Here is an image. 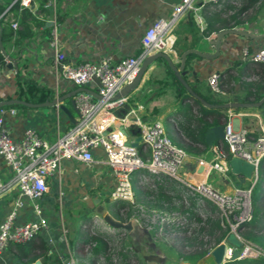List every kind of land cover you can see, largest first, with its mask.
<instances>
[{"label":"crops","instance_id":"obj_1","mask_svg":"<svg viewBox=\"0 0 264 264\" xmlns=\"http://www.w3.org/2000/svg\"><path fill=\"white\" fill-rule=\"evenodd\" d=\"M13 1L0 0V6L7 5L3 12L4 21L10 22L13 17V13L8 11ZM178 1L47 0V11H44L40 10L38 2L34 0L33 7L29 8L34 16V20L29 22L30 35L17 36L14 33L5 42L1 39L5 53L13 58L17 67L8 68L3 64L4 66L0 68V102L16 98V71L21 66H24L22 69L24 75L33 78L39 85L52 89L54 98L78 88L63 78L55 77L51 46L53 20L58 24L59 47L65 54L66 63L71 65L86 61L99 63L104 59L115 63L126 56L138 55L142 51L140 42L142 33L156 20L167 17ZM209 8L215 11L222 9L221 15L225 19H230L228 17L238 11V15L227 20V26L221 29L234 28L244 30L247 34H225L221 40L219 54L213 58L189 51L185 56L184 67L180 70L183 73L181 78L164 58L158 57L149 65L138 86L128 92L124 106L115 111L118 117H122L132 110L129 114L131 119L128 121L131 124L132 119L136 117L145 122L158 121L166 135L177 140L179 146L185 149L187 157L182 171L192 173L191 176L197 175L193 174L197 160L211 159L212 151L209 148L199 154L187 152L185 147L191 144L183 133L186 125H192L190 127L192 129L198 128L201 124L200 117L205 122H210L220 116L226 120L230 118L237 127L246 129L251 139L264 131V102L253 107L225 108L221 105L254 103L261 100L247 96L243 86L247 82L260 80L256 71L264 63L254 64L246 60L242 50L248 48L255 51L264 47V0H220ZM203 11L200 14L201 22L198 23L192 15L187 16L174 32L175 42L172 50L165 53L177 68L181 66L182 55L187 50L208 54L215 52L214 45L209 41L216 32H211L214 35H210L211 33L208 36L203 35L207 21ZM215 25L218 26V23ZM189 53H194L195 56L187 64L186 57ZM213 73H218L219 86L223 91L218 95H215L208 85V78ZM96 86L95 82H90L80 87L94 93ZM255 92L264 97L262 88ZM59 106V131H63L76 121L77 112L73 97L63 98L59 101ZM9 109H14L15 114H11ZM56 118L55 106L7 108L3 114L4 125L15 141L22 137L27 128H32L43 138L53 141L57 134ZM128 130L129 139L133 140L139 136V127L136 123ZM178 143L174 141V144ZM101 152L102 150H99L100 154ZM102 169L100 164L88 167L72 160H63L60 174L58 176L54 174L49 179L52 190L48 195L35 201L22 198V205L17 209L14 222L20 224L35 219L37 216L33 205L37 203L48 226L25 243L8 244L0 253V264H75L78 256H83L85 250L80 251L76 246L72 249L77 221L68 217L69 211L73 209L75 194L83 196L84 203L89 205V196L93 192L96 193L97 186L106 184L110 189L111 177L105 175V172L102 173ZM13 176L12 170L0 157V182L7 185L5 192L0 195V221L11 212L17 199ZM164 176L168 177L171 183H177L181 191L184 190L182 182L168 175L146 171L139 177L141 182L147 181L145 177L161 182ZM187 190L190 192L188 188ZM221 190L230 191L231 188ZM114 201L116 200L109 198L108 205ZM98 209L99 206L93 210L95 218L99 216ZM101 216L106 219L104 214L101 213ZM92 219L89 220V224L91 222V226L94 227L97 221L93 224ZM127 228L128 232H120V236L134 232L136 235L139 232L145 234L147 231L139 223Z\"/></svg>","mask_w":264,"mask_h":264},{"label":"built area","instance_id":"obj_2","mask_svg":"<svg viewBox=\"0 0 264 264\" xmlns=\"http://www.w3.org/2000/svg\"><path fill=\"white\" fill-rule=\"evenodd\" d=\"M16 1L28 9L34 4V0ZM219 1L179 0L167 17L156 20L142 33L140 38L142 51L138 55L126 56L115 63L108 59L99 63L90 61L75 65L66 63L65 54L59 47L58 24L53 20L51 46L55 77L63 78L76 87L90 82H95L97 86L94 93L83 90L73 96L77 119L67 130L59 131L60 106L59 102H56L54 106L57 112V134L53 141L43 138L32 128H27L19 140H13L4 125L3 114L6 109L0 107V157L14 174L17 192L13 209L0 221V253L8 244L25 243L47 229V220L37 203L33 205L37 217L20 224L14 222L17 209L22 205V198L35 201L48 195L52 190L50 177L60 174L63 160H72L88 167L100 164L102 168H109L111 171L109 194L112 200L134 202L131 174L135 170L143 169L152 174L168 175L182 182L192 194L197 193L206 198L220 211L228 233L220 242L224 244V251L219 264L264 257V250L244 238L239 230L253 219L251 196L258 180V168L264 157V131L251 139L246 129L237 127L228 118L223 125L222 142L210 147L212 158L197 160L193 172L197 175L191 176L192 173L182 171L187 157L186 152L170 140L158 121L145 122L138 117L132 119V124L136 123L139 127L141 141L138 146H126L128 141H134L127 137L128 129L132 125L128 122L132 110L122 117L115 113L126 103L127 94H123L122 89L136 77L142 60L151 53L171 51L178 24L190 15L198 23L201 22L200 14L204 6L208 3L217 4ZM11 26L17 28V21H12ZM242 54L246 60L254 64L264 63V47L255 51L243 48ZM4 61L5 64L9 62L6 58ZM208 85L215 95L223 93L219 86L218 73L210 75ZM9 112L15 114L14 109H9ZM99 150H102L101 154ZM232 156L253 165L251 177L240 186L237 185V181L240 182L239 177L232 173L229 165ZM215 173L223 181L230 180V191H223L211 183L210 176ZM6 189L7 185L0 182V195ZM230 235L240 242L239 246L228 242ZM234 251H238L235 258Z\"/></svg>","mask_w":264,"mask_h":264},{"label":"trees","instance_id":"obj_3","mask_svg":"<svg viewBox=\"0 0 264 264\" xmlns=\"http://www.w3.org/2000/svg\"><path fill=\"white\" fill-rule=\"evenodd\" d=\"M35 1L38 2L40 10L47 11V0ZM213 6L214 4L208 3L203 8L204 17L207 20L206 28L203 30L204 36H208L212 31L218 32L219 30H222V27L227 26V20H231L238 15V11H236L228 17L230 19H225L221 15L222 9H219L220 11H215L212 8H209ZM6 7L7 5L0 6V14L5 11ZM8 11H11L13 13V17H11L10 22L4 21L3 15L5 13L0 16V36L2 41L5 42L7 39L11 38L14 33L17 36L30 35L31 32L29 30V22L31 20H34V16L30 13L29 9L27 7L20 6L19 2L14 0ZM12 21H17L18 23L16 30H13V28H11ZM217 23L218 26L215 25ZM194 56V53H189L186 57V63L188 64ZM4 59V55L0 52V68L4 64ZM23 67L24 66H21L16 71L17 90L15 99L32 104H40L46 101L53 100V90L46 86L39 85L38 82L33 78L24 75L22 72ZM263 69L264 65L256 71L259 74L260 79L258 80V82H247L243 86V88L247 91V96L250 95L255 100H260L263 98V95H258L259 93L255 92L256 90L259 91L260 88L264 90ZM221 105L224 106L225 103ZM1 108H26V106L18 102L11 103L9 102V100H6L3 102ZM206 112L208 113V111ZM200 122L201 124L198 128L196 127L192 129L190 128L192 127V125L190 124L186 125L183 128V133L186 135L184 136L188 139L189 144H191L190 146L187 145L185 147L187 152L189 153L199 154L203 150L209 149L210 147L207 146L203 141L205 131L213 126L224 125L226 122V118L218 116L216 119H213L210 122H205L204 119L200 117ZM195 133L196 135L194 136L193 134ZM169 138L173 143L174 141L178 143V141L174 140V138ZM176 145L179 146L180 143ZM183 150L185 151V149ZM261 163L262 166H264V157L261 159ZM145 172V170L139 169L135 170L131 174V183L134 190L135 202H137L141 207H144L147 211V214L145 216L137 219L138 223L147 228L150 235L154 239L157 238V234L159 233L160 229H163L164 234H169L172 232L177 233V236H175L177 238L176 243H179L178 245L181 249L183 248L182 252L187 248L193 249L189 252H183L186 254H181V252H178V258L188 260L189 262L194 264L197 260H201L205 256H209L210 251L215 248L227 236L228 233L227 227L224 226L222 217L220 216V214L216 215V213H214V208H212V211L208 213L209 215H207L206 218H202L199 215L198 205L200 199H203L208 203H211L212 205L214 204L206 198L198 195L197 193H194L191 196L188 193L186 187H184V190H180V193L175 192L173 187L170 185V179L165 176L161 178V182L153 181V183L150 184H148L147 181L141 182L139 176H141V174ZM259 180L260 179L258 178L252 190L253 193L255 189H259V195H257L254 199L255 205L253 206V219L241 227L244 228L241 229V235L249 241L256 243L264 250V172L261 176L260 182ZM237 185L240 186V182L237 181ZM184 195L187 196L188 200H190L188 204L185 203ZM109 206L110 210L116 211L119 222L121 221L123 223H126L131 219V214L128 212L124 215V218L121 216L123 214V209L132 207L133 211L138 210V207L134 204L122 200H116ZM174 211L179 215L181 214L182 216L187 215L188 222L184 226H178L179 222L175 221L174 217V219H168L167 223L162 225V217H165L166 215H169V213ZM154 213L156 214L157 219L156 223L152 224L149 221V217ZM85 219L86 221H88L89 216H86V218H84V221ZM179 232L182 235L181 237H178L180 235ZM188 233H191V235H188ZM118 235L120 236V233H118ZM81 238L83 240V245H88V251L90 254L89 259H92L93 261L85 264H99L101 260L105 261V264H116V262H114V259L119 261L118 264H129L126 261L127 258L132 255L129 250L123 248L119 252L116 251L115 253H109L111 247H114L115 242V240L111 237L108 238V236L106 237L101 235H90L87 237V239L83 237ZM122 247L123 246H121V248ZM108 253L112 258L110 256L108 257ZM130 264H132V262ZM224 264H264V257L233 260L225 262Z\"/></svg>","mask_w":264,"mask_h":264},{"label":"rangeland","instance_id":"obj_4","mask_svg":"<svg viewBox=\"0 0 264 264\" xmlns=\"http://www.w3.org/2000/svg\"><path fill=\"white\" fill-rule=\"evenodd\" d=\"M101 171L102 173L105 172V175L110 176L111 171L109 168L105 167ZM263 172H264V166H262V163H260L259 168H258V178L260 180H261V176L263 175ZM150 178L151 177H145V180H147L148 184L153 183L154 179H150ZM210 181L213 185L218 186L221 189H227L228 187L231 188L230 180L223 181L218 175L212 174L210 176ZM176 184L177 183H174V182L170 183L174 191L177 193H180L179 191L181 189H179ZM184 187L186 186L184 185ZM96 188H97L95 190L96 193L93 192L89 196L90 197L89 205L84 203L83 196L79 194H75L76 199L74 200V203H73L74 204L73 209L69 211L70 215H68V217L74 221H77V225H75L74 227V230H75L74 235L76 236H74L75 238H74V241L72 242V249H74L75 246L78 244V246H76L78 247V250L80 251L85 250L83 256L81 257L78 256L77 261H75V264H80V263L85 264L88 262H93L92 259H89L90 254L88 251V245H83V240L81 238L83 237L87 239V237L90 235H101V236H106V237L108 236V238L111 237L112 239H114L115 240L114 247H111L109 251L110 254L115 253L116 251L119 252L123 248H125L126 250H129L132 253V255H130V257L127 258L126 260L129 264L131 262L132 264H193L189 262L188 260H183L181 258H178V252H181V254H186L183 252H189L193 249L187 248L182 252L183 248L181 249L180 246L178 245L179 243H176L177 238L175 236H177L176 235L177 233L175 232L164 234L163 229L162 230L160 229L159 233L157 234V238L154 239L150 235L149 230L145 228L147 230L146 232H144L145 234H141L139 232L136 235V232H134V233H130V235L128 233H125L124 236H119L118 233L120 232H123V231L128 232L127 231L128 224H130L129 226H132L135 223L137 224L138 223L137 219H140V217L145 216L147 214V211L145 210L144 207H141L140 205H138L137 202H135V197H134V202H129V203H132L135 206H137L138 210L133 211L132 207L131 208L129 207L128 209L127 208L123 209L122 211L123 214L121 216L124 218V215L128 212L131 214L132 220L130 219V221L126 223H123L121 221L119 222L116 211L109 209L110 206L108 205V200L110 198V194H109L110 189L108 185L106 184L105 186L100 185V186H97ZM188 193L191 196L193 195L191 192H188ZM257 195H259V189H255L254 192L252 193L251 201H252L253 206L255 205L254 199ZM184 200L186 204L190 202V200H188L187 196L185 195H184ZM97 205L99 206V209L97 211L99 212V216L95 218L93 216L94 214L93 210L98 207ZM89 206H91L90 207L91 210L89 209ZM212 206L214 205H212L211 203H208L207 201L203 199H200L199 205H198L199 215L202 218H206L207 215H209L208 213L212 211V208H214L213 209L214 213H216V215H219L220 211L218 210V207L217 206L212 207ZM101 213L105 215L106 219H103V217L101 216ZM86 216H90L89 218L90 221H91V218H93L92 219L93 224L97 221L94 227L91 226V222L89 224V220L86 221L85 219L84 221V218H86ZM156 219H157V216L155 213L149 217V221L152 224L156 223ZM168 219H174L175 221L179 222L178 226H184L188 222L187 215L182 216L181 214L180 215L177 214L175 211L169 213V215H166L165 217H162L161 224L164 225L165 223H167ZM80 220L82 221L81 223H80ZM118 223H122L123 225L118 226L117 225ZM241 229H244V228H241ZM188 235H191V233H188ZM181 236L182 235L180 233L178 237H181ZM121 246L123 247L121 248ZM110 254L108 255V257L110 256ZM114 262L118 264L119 261L114 259ZM196 263L197 264H213L214 260L212 256H208V257L205 256L201 260L200 259L197 260ZM99 264H105V261L101 260Z\"/></svg>","mask_w":264,"mask_h":264},{"label":"water","instance_id":"obj_5","mask_svg":"<svg viewBox=\"0 0 264 264\" xmlns=\"http://www.w3.org/2000/svg\"><path fill=\"white\" fill-rule=\"evenodd\" d=\"M227 33L247 34L244 30H237V29H234V28L219 30L218 32H216L215 36L209 41L215 47L214 54L199 53L196 50H187L182 55V63H181V66L179 68H177V67H175L173 65V63L171 62L169 56L165 52H156V53H153L151 55L146 56L144 58V60L142 61V63H141L140 69H139L136 77L122 89V93L123 94H128L129 91H131L132 89L136 88L138 86L139 82L141 81V78H142L143 74L145 73V71L149 67V65L153 61H155L158 57L164 58L168 62V64L172 67V69L175 71L177 76L179 78H181V74H183V73H181L180 70H182L183 67H184L185 56H186V54L189 51L196 52L197 54L203 55V56H205L207 58H213V57H215V56H217L219 54L221 40H222L223 36L225 34H227ZM253 37H261V36H253ZM0 52L9 60V62L7 64H5V61H4V65H7L8 68H12V67L16 68L17 67L16 62L13 60V58H11L10 56H8L5 53V50L3 49V46L1 44V37H0ZM83 90H85L83 87H78V88H75L71 92H69V93H67V94H65V95H63V96H61L59 98H54L51 101H46V102L40 103V104L27 103V102H24V101H21V100H17V99L10 100L9 102H11V103L12 102H18V103L24 104V105L29 106V107L54 106L56 104V102L61 101L63 98L73 97L77 92L83 91ZM263 102H264V97L259 102H254V103H232V104H225L224 107L225 108H232V107H237V106H239V107H253V106L260 105ZM2 104H3V102H0V107L2 106ZM223 129H224L223 125L213 126V127H210L209 129H207V131H206V133L204 135L205 143L208 146H211L214 142L221 143L222 140H223V137H224ZM140 141H141V137L137 136L136 138H134L133 142H129L128 141L126 143V146H138ZM140 144H142V143H140ZM229 165L231 167L232 173L239 177L241 183H244L246 179H249L251 177V171L253 169V165L248 163V162H246L245 160L240 159V158L235 157V156H232L229 159ZM117 225L118 226H122L123 224L122 223H118ZM127 227H129V224H128ZM241 227L239 228V230H241ZM228 242L231 243V244H234L235 246H239L240 245V242L233 235L229 236ZM223 251H224V244L223 243H219L215 248H213L211 250L210 255L213 257L214 263L219 264L221 262V257L223 255ZM237 254H238V251H234L233 258H235L237 256Z\"/></svg>","mask_w":264,"mask_h":264},{"label":"clouds","instance_id":"obj_6","mask_svg":"<svg viewBox=\"0 0 264 264\" xmlns=\"http://www.w3.org/2000/svg\"><path fill=\"white\" fill-rule=\"evenodd\" d=\"M240 184H241V182H240ZM209 256H211V255L209 254Z\"/></svg>","mask_w":264,"mask_h":264}]
</instances>
